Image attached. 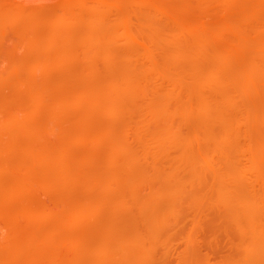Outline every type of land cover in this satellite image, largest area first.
Returning a JSON list of instances; mask_svg holds the SVG:
<instances>
[{
    "label": "rangeland",
    "instance_id": "1",
    "mask_svg": "<svg viewBox=\"0 0 264 264\" xmlns=\"http://www.w3.org/2000/svg\"><path fill=\"white\" fill-rule=\"evenodd\" d=\"M0 11V264H35L40 243L42 264L257 258L235 214L209 195L231 182L230 164L240 187L264 195V0H0ZM192 27L207 37L196 46L198 66L176 48L198 39ZM234 48L238 60L224 63ZM131 52L143 67L133 66ZM154 65L181 84L171 120L148 109L164 82L156 72L142 79ZM207 79H220L212 104L239 121L233 147L221 153L202 138L207 111L188 110L205 94H191L190 85ZM172 131L188 153L182 164L168 146ZM263 215L256 219L264 224Z\"/></svg>",
    "mask_w": 264,
    "mask_h": 264
},
{
    "label": "bare ground",
    "instance_id": "2",
    "mask_svg": "<svg viewBox=\"0 0 264 264\" xmlns=\"http://www.w3.org/2000/svg\"><path fill=\"white\" fill-rule=\"evenodd\" d=\"M162 1V0H161ZM164 1V0H163ZM256 1V0H255ZM187 2H189V1H187ZM260 2V1H259ZM163 3V2H162ZM191 3V2H190ZM182 4V3H181ZM112 5V4H111ZM183 5H184V3H183ZM191 5V4H190ZM114 7H115V4H114ZM200 7H201V5H200ZM116 8V7H115ZM202 8V7H201ZM204 8V7H203ZM206 8V7H205ZM196 9V8H195ZM93 11H94V9H92ZM179 10V9H178ZM178 10H176V11H178ZM196 11V10H195ZM183 12H185V11H183ZM183 12H182V14H183ZM204 12V11H203ZM0 13H1V11H0ZM94 13V12H93ZM113 13V12H112ZM181 13V12H180ZM95 14V13H94ZM181 14V16L183 17V18H185L186 19V17H184L183 15ZM187 14V13H186ZM206 14H208V13H206ZM195 15V14H194ZM197 15V14H196ZM209 15V14H208ZM93 16V15H92ZM191 16H192V14H191ZM97 17V16H96ZM182 17H176L177 19L178 18H182ZM91 18V17H90ZM94 18V17H93ZM93 18H91V20H93ZM182 18V20H184ZM176 20V19H175ZM95 21V20H94ZM93 21V22H94ZM95 22H97V21H95ZM172 22H174V21H172ZM176 22H178L179 23V21H176ZM89 23H91V22H89ZM96 25H97V23H95ZM101 24V23H100ZM176 24V23H175ZM183 24V23H182ZM173 25V24H172ZM94 27V26H93ZM95 27H97V26H95ZM184 27V26H183ZM244 27V26H243ZM191 28V27H190ZM189 28V29H190ZM193 28V27H192ZM89 29V28H88ZM94 29V28H93ZM194 30H193V33L196 35L195 37H197L198 39H196V38H193L194 39V41L191 43V44H189V45H187V44H185L186 46V48L185 47H182V45H181V47H182V50H180V46L179 47H176V48H178V53H179V56H182V57H184L185 58V60L187 59L188 60V62L190 61V62H192L193 63V65L194 64H199L200 65V63L203 61L204 62V56L201 54V50L200 51H198V47H201L202 46V42H204L205 43V38H207V37H204L203 35H202V33L199 31L200 29H196L195 27L193 28ZM178 30V29H177ZM94 32V31H93ZM190 32H192L191 30H190ZM205 33V32H204ZM233 33V32H232ZM90 34V33H89ZM178 34V33H177ZM193 34V35H194ZM94 35V34H93ZM96 35V34H95ZM99 37V36H98ZM191 37V36H190ZM193 37V36H192ZM91 38V37H90ZM86 39V38H85ZM88 40H89V37H88ZM95 39H93V41H94ZM97 40H100V39H97ZM108 40V39H107ZM210 40V39H209ZM111 41V40H110ZM109 42V41H108ZM178 42V41H177ZM110 43V42H109ZM176 43V42H175ZM179 43V42H178ZM103 44V43H102ZM99 45V44H98ZM178 45H180V43L178 44ZM109 46V45H108ZM113 46V45H112ZM184 46V45H183ZM196 46H198V47H196ZM141 48L145 51V52H148V50H149V48L146 46V45H143V44H141ZM185 48V49H184ZM232 48V47H231ZM238 49V48H237ZM237 49H232V50H229L230 51V54H231V57H228L227 56V58L226 59H224V63L226 62V63H228L229 62V64L230 63H233V62H235L236 60H238V58H239V52H240V50H239V52L237 51ZM227 50V51H228ZM109 52H110V50H109ZM112 52H114V50L112 51ZM127 52H128V50H127ZM134 52V51H133ZM115 53V52H114ZM112 54V53H111ZM121 54H122V52H121ZM124 54V53H123ZM127 54H129V53H127ZM205 55V54H204ZM229 55V54H228ZM119 56V55H118ZM130 61L132 60V62H133V66H135L136 68H138V67H143L144 65H145V63L139 58V57H137V55H134V53L132 54V52L130 53ZM111 57V56H110ZM122 57V56H121ZM116 58V57H115ZM120 58V57H119ZM129 58V57H128ZM114 59V58H113ZM124 59V57L122 58V60ZM146 60V59H145ZM206 60V59H205ZM112 62V61H111ZM126 62V61H125ZM202 62V63H203ZM146 63H147V61H146ZM127 63H125V65H126ZM130 64H132V63H129V64H127L126 65V67H128V65H130ZM123 66H124V64H123ZM133 66H130L131 68L133 67ZM155 67L154 68H148L146 71H144V78H142V79H144L145 81L149 78V77H151L152 76V74L154 73V72H156V74H158V75H161V77L163 78V80H164V82H163V85H162V88L160 87V88H158V90L157 91H155V93L157 94L158 93V98L156 99V101L154 100V101H152V102H150L149 104V107H148V109L151 111V113H154L155 114V118L154 119H156V120H165V119H167V120H171L172 118H173V114H174V108H173V106H172V101L173 100H175V99H177V97H178V93H179V91H180V88H181V84L180 83H175V81H173V80H171L170 79V76L168 75V73H167V70H166V68H165V66L163 65V66H161V68L160 67H158L157 65H154ZM198 66V65H197ZM134 67V68H135ZM152 67H153V65H152ZM124 69V68H123ZM126 70V69H125ZM124 70V71H125ZM128 70V69H127ZM160 70V71H159ZM123 71V70H122ZM130 71H131V69H130ZM159 71V72H158ZM128 72V71H127ZM216 72H218V71H216ZM127 74V73H126ZM142 74H143V72H142ZM193 75V74H192ZM195 75V74H194ZM197 75V74H196ZM195 75V76H196ZM221 75V74H220ZM198 76V75H197ZM197 76H196V78H197ZM122 77H124L123 79H122V81H124L125 83H128L129 84V82H130V77H128V75L127 76H122ZM222 77L225 79L226 78V76H223L222 75ZM222 77H220V79L222 78ZM195 78V77H194ZM198 78H200V77H198ZM216 79V78H215ZM220 79H218V81L220 80ZM224 79H222L223 81H224ZM162 80V81H163ZM175 80V79H174ZM181 80V79H180ZM191 80H193L192 78H191ZM204 80V79H203ZM177 81H179V80H177ZM218 81H216V80H213V79H207L206 81H202V82H200V80L198 81V83L200 82V84L199 85H197V84H194L193 85V81L191 82L192 83V85H190L191 87H190V89H189V92L191 93V94H195L197 91H200L202 94H203V92H205V94H204V98H203V100H202V102L200 103V104H198V105H195L194 103H193V105H191V104H189L188 106H190L189 107V112L190 113H194L196 110H198V109H200V110H202V111H207V113H204V119H203V123H204V130H203V132H202V138L204 139V142H207V143H209L208 141H211V142H213L212 144H213V146H214V148H213V152L214 153H221L222 152V150L224 149V147L223 146H225L226 145V148H232L233 147V144L234 143H232V142H235L234 141V139L233 138H235V135H236V133H237V130H238V128H239V124H238V122H237V120L236 119H234V118H232V116H230V114L229 113H227L226 112V108L223 110L222 108H219L220 106H219V104L217 103V101L215 102L214 101V103H216V104H218V106H214V104H212V102L211 101H213L212 99H214V97L216 96V90H215V88H216V83L217 84H219L218 83ZM227 81V80H226ZM118 82V81H117ZM132 82V81H131ZM180 82V81H179ZM195 82V81H194ZM133 83V82H132ZM131 83V84H132ZM224 83H225V81H224ZM123 84V83H122ZM167 85V86H169L170 88H171V90L170 91H167V89L165 88V86ZM160 86V85H159ZM168 87V88H169ZM169 90V89H168ZM215 95V96H214ZM214 100H216V99H214ZM219 101H220V104L222 103V104H226V105H229V102H227V100H226V95H225V93H219ZM211 106H214V110H212V112H211V110H210V107ZM233 106V105H232ZM223 107V106H222ZM199 111V110H198ZM197 111V112H198ZM229 112V111H228ZM113 113V112H112ZM153 114V115H154ZM113 115V114H112ZM114 115H116V114H114ZM111 116V115H110ZM166 121V120H165ZM218 126L219 127V132H217V133H215L213 130H212V128H213V126ZM172 132H174V131H172ZM169 133V135H167V136H169L168 138H167V136L165 137V138H167V140H168V146L171 148V150H173V149H177V150H179V144L181 143V142H179L180 140L178 139V136H177V134L174 132V133H170V132H168ZM159 134V133H158ZM161 134V133H160ZM167 134V133H166ZM163 135V134H162ZM158 137H160L159 135H157ZM164 137V136H163ZM158 140V139H157ZM233 140V141H232ZM232 141V142H231ZM164 142V141H163ZM163 142H161V143H163ZM115 143V142H114ZM159 144V143H158ZM160 145V144H159ZM159 145H158V150H157V152H161V151H159L160 149H161V147H159ZM156 146V145H155ZM154 146V147H155ZM163 146H164V144H163ZM166 146V145H165ZM145 147V146H144ZM166 148V147H165ZM173 148V149H172ZM148 149V148H147ZM147 149H145L146 151H147ZM152 149H154V148H152ZM168 149V148H167ZM181 149V148H180ZM149 150V149H148ZM165 150V149H164ZM156 151V150H155ZM167 151V150H166ZM174 151V150H173ZM178 153V155L177 156H175L176 158H177V162H183V161H187V160H189V159H187L188 157V153L186 154V152L184 151V152H182V151H177ZM176 153V152H175ZM226 156V160L229 162V163H231V157H233V156H229V155H225ZM256 156V155H255ZM258 157V156H257ZM174 158V157H173ZM171 159H172V157H171ZM187 159V160H186ZM253 159V158H252ZM257 159V158H256ZM233 160V159H232ZM173 161V160H172ZM176 162V163H177ZM182 162H181V164H182ZM189 162V161H188ZM258 162V161H257ZM255 160L253 161V163H257ZM261 161H259V164H261L260 163ZM175 163V164H176ZM184 163H186V162H184ZM177 165V164H176ZM176 165H173V166H176ZM172 166V167H173ZM169 167V166H168ZM180 167V166H179ZM174 168V167H173ZM172 168V169H173ZM177 168V167H176ZM209 168V167H208ZM210 168H212V167H210ZM169 169V168H168ZM225 171H226V169L225 168H223ZM221 170V169H220ZM171 171V170H170ZM173 171V170H172ZM169 172L170 174H168L167 175V177L166 178H168V179H171V177H173L172 176V173L173 172ZM216 171V170H215ZM238 171L239 170H237V168H236V165L234 166L233 164H230L229 166H228V168H227V171H226V173L225 174H228L230 177H231V180H229V182L230 183H226V184H224V186L223 187H220V185H219V183H218V185H219V188L216 190V191H214V193L212 194V195H209L210 197L211 196H213L212 198V201H214L212 204H214L215 206L216 205H219L220 207L221 206H224L225 208V210H228V212H230V214H235L233 217H235V224L240 228V230L243 232V234L245 233V234H247L246 235V237L248 236L249 237V239H250V245H249V247L247 248V250H248V253H249V255L250 256H252V257H257L256 259H252V258H249V259H244L245 260V262L244 263H242V264H256V263H259V264H264V224H263V222H260V220H257L256 219V215H257V213L258 212H261V214H264V213H262V211H261V208L262 209H264V195H261L259 192H256L255 191V189L254 188H251V187H249V188H242V187H240V185H239V182H240V176H241V174L239 175L238 174ZM177 172V171H176ZM211 174H212V172H211ZM223 174V173H222ZM173 175H174V173H173ZM178 175V174H177ZM176 176V175H175ZM227 175H225V177H226ZM189 177H190V175H189ZM192 177V176H191ZM208 177H210V176H208ZM213 179L214 180H219V178L221 177V173L220 172H218V173H215L214 172V174H213ZM243 176H241V178H242ZM174 178V177H173ZM179 178V177H178ZM227 178V177H226ZM225 178V179H226ZM264 176L263 175H261V174H259V176H258V182H259V184L262 186H264ZM192 179H194L193 177H192ZM224 179V180H225ZM228 179V178H227ZM178 180V179H177ZM213 180V181H214ZM245 180V179H244ZM244 180H243V182H244ZM187 181V180H186ZM192 181V180H191ZM221 181V180H220ZM222 181H223V179H222ZM250 181V180H249ZM254 181V180H253ZM257 181V180H256ZM217 182H219V181H217ZM228 182V181H227ZM241 182H242V180H241ZM216 183V182H215ZM224 183V182H223ZM222 183V184H223ZM240 184H242V183H240ZM222 186V185H221ZM243 186V185H242ZM262 186V187H263ZM216 187H215V189H216ZM222 189H226V191H228V194H223V192H224V190H223V192H221L220 193V191L219 190H221L222 191ZM210 190V189H209ZM202 191V190H201ZM211 191H213V189H211ZM210 191V192H211ZM203 192V191H202ZM227 193V192H226ZM198 194H200V193H198ZM205 194V193H204ZM222 195V196H221ZM196 197V196H195ZM209 197V198H210ZM200 199H201V197H199ZM204 198V197H203ZM197 199V198H196ZM197 202H198V200H197ZM207 202H209V201H207ZM200 203V202H199ZM204 203V202H203ZM211 203V202H210ZM202 204V203H201ZM210 206H212V205H210ZM260 208V209H259ZM260 210V211H259ZM263 212H264V210H263ZM226 214H228V213H226ZM229 215V214H228ZM259 216H261L260 215V213L258 214ZM231 216L232 215H230V218H231ZM264 216V215H263ZM257 218H258V216H257ZM233 220V219H232ZM233 222V221H232ZM157 226V225H156ZM148 229V228H147ZM144 233H146V232H144ZM147 233H149V235L150 236H152L154 239H155V237L157 236V234H156V231L155 230H153V229H149L148 230V232ZM145 236V235H144ZM151 237V238H152ZM145 239V238H144ZM150 239V238H149ZM150 241V240H149ZM35 242V241H34ZM151 242H153V241H151ZM33 243V238L32 237H28L27 239H26V244L27 245H31ZM154 243V242H153ZM34 244V243H33ZM140 244H141V242H140ZM147 244H149V243H147ZM146 244V245H147ZM150 245H153V244H150ZM147 247V246H146ZM247 247V246H246ZM45 249H46V246H45V244H42V243H40V244H38V255L42 258L43 257V254H44V252H45ZM140 250H142V249H140ZM144 251V250H143ZM144 254V255H143ZM142 255V258L144 259L145 257V253H143ZM42 255V256H41ZM141 254H139V256H140ZM146 256H147V254H146ZM40 257L39 258H37L36 260H35V264H42V260H40ZM43 259V258H42ZM148 258H146V260H147ZM145 260V259H144ZM147 262V261H146Z\"/></svg>",
    "mask_w": 264,
    "mask_h": 264
}]
</instances>
